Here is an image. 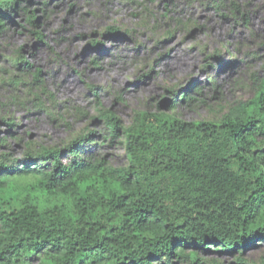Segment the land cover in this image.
Masks as SVG:
<instances>
[{"label": "trees", "instance_id": "1", "mask_svg": "<svg viewBox=\"0 0 264 264\" xmlns=\"http://www.w3.org/2000/svg\"><path fill=\"white\" fill-rule=\"evenodd\" d=\"M19 1L0 0V27ZM99 117L127 164L84 152L87 134L0 160V264H196L210 245L237 255L264 241V76L207 120L162 109L128 125Z\"/></svg>", "mask_w": 264, "mask_h": 264}, {"label": "rangeland", "instance_id": "2", "mask_svg": "<svg viewBox=\"0 0 264 264\" xmlns=\"http://www.w3.org/2000/svg\"><path fill=\"white\" fill-rule=\"evenodd\" d=\"M18 5L0 27V160L8 164L87 134L84 152L123 166L125 145L109 135L101 112L122 125L142 110L207 120L251 98L264 76V0ZM235 253L210 245L196 264H264V241Z\"/></svg>", "mask_w": 264, "mask_h": 264}]
</instances>
